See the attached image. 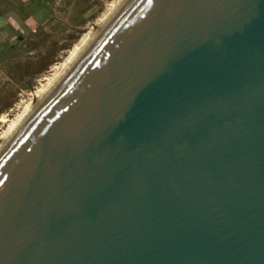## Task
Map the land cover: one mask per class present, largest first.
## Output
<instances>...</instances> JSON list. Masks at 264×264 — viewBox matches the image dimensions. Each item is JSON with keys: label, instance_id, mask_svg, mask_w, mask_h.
Listing matches in <instances>:
<instances>
[{"label": "water", "instance_id": "95a60500", "mask_svg": "<svg viewBox=\"0 0 264 264\" xmlns=\"http://www.w3.org/2000/svg\"><path fill=\"white\" fill-rule=\"evenodd\" d=\"M0 264H264V0H131L0 157Z\"/></svg>", "mask_w": 264, "mask_h": 264}, {"label": "rangeland", "instance_id": "374dc122", "mask_svg": "<svg viewBox=\"0 0 264 264\" xmlns=\"http://www.w3.org/2000/svg\"><path fill=\"white\" fill-rule=\"evenodd\" d=\"M112 2L0 0V119L11 121L22 112L53 66Z\"/></svg>", "mask_w": 264, "mask_h": 264}, {"label": "bare ground", "instance_id": "6f19581e", "mask_svg": "<svg viewBox=\"0 0 264 264\" xmlns=\"http://www.w3.org/2000/svg\"><path fill=\"white\" fill-rule=\"evenodd\" d=\"M130 1L113 0L111 4L109 3L110 5L106 12L98 17L95 23H91L89 27L87 26L88 30L82 34L77 43L69 50L63 62L53 66L51 76L45 78V83L30 95V103L23 108L22 112L17 114L11 121L8 120L6 115L2 116L0 123L5 125V129L0 131V157L34 115L72 74Z\"/></svg>", "mask_w": 264, "mask_h": 264}]
</instances>
